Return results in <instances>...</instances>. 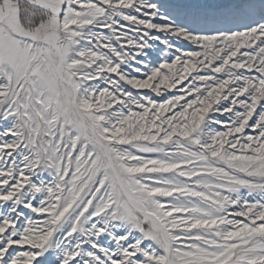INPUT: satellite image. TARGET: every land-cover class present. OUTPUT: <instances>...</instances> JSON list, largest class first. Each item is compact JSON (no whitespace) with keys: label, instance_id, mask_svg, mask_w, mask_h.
Masks as SVG:
<instances>
[{"label":"snow or ice","instance_id":"snow-or-ice-1","mask_svg":"<svg viewBox=\"0 0 264 264\" xmlns=\"http://www.w3.org/2000/svg\"><path fill=\"white\" fill-rule=\"evenodd\" d=\"M0 264H264V0H0Z\"/></svg>","mask_w":264,"mask_h":264}]
</instances>
